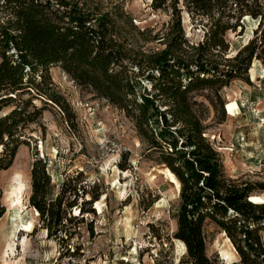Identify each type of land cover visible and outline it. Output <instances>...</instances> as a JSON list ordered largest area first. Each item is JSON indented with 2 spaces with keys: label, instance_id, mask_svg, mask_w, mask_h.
Wrapping results in <instances>:
<instances>
[{
  "label": "trees",
  "instance_id": "trees-1",
  "mask_svg": "<svg viewBox=\"0 0 264 264\" xmlns=\"http://www.w3.org/2000/svg\"><path fill=\"white\" fill-rule=\"evenodd\" d=\"M151 1L155 11L171 18L160 38L165 48L154 52L133 47L109 13L94 14L82 1L0 0V112L11 107L0 114V172L12 167L20 147L30 145L28 131L41 126L50 102L72 124L68 109L51 90L50 70L58 67L78 86L123 111L148 150L160 152L159 163L181 185L174 238L188 264H217L207 255V219L227 234L239 264H264V203L250 199L254 192H264V185L227 177L206 137V108L192 96L209 90L220 99V90L247 75L253 61L264 64V0ZM184 13L204 31L202 41L195 44L185 37ZM246 16L258 20V27L230 56L226 34L242 32ZM143 80L151 83L153 94L139 92ZM32 93L36 95L22 99ZM36 98L45 106L34 104ZM47 165L39 157L32 164L30 206L49 238L65 233L69 239L65 221L80 224L86 214L95 215L93 206L101 195L78 185L81 173L54 194ZM2 198L0 187V219L6 213ZM75 207L79 211L72 216Z\"/></svg>",
  "mask_w": 264,
  "mask_h": 264
},
{
  "label": "rangeland",
  "instance_id": "rangeland-1",
  "mask_svg": "<svg viewBox=\"0 0 264 264\" xmlns=\"http://www.w3.org/2000/svg\"><path fill=\"white\" fill-rule=\"evenodd\" d=\"M78 1L94 14L109 13L133 47L145 52L165 48L160 38L167 33L171 18L155 11L151 0ZM189 19L184 13L185 37L196 44L202 41L204 31ZM243 22L242 32L239 28L226 34L230 56L253 38L259 24L253 19ZM50 75L51 90L68 109L72 124L50 102L41 126L32 125L28 131L30 145L20 147L12 167L0 172L6 209L0 219V264H188L186 252L174 238L181 185L159 163L160 152L148 150L123 111L78 86L58 67L51 68ZM139 92L153 94L151 83L143 80ZM219 94L220 99L209 90L192 94L206 108V137L219 153L229 179L264 185L262 61H253L247 75L230 81ZM35 95L26 94L22 99ZM34 104L45 106L38 98ZM10 109L4 108L0 114ZM36 157L48 163L54 194L64 181L81 173L78 185L101 195L93 206L95 215L86 214L80 224L65 221V230L72 233L69 239L65 233L61 238H49L30 206L31 170ZM17 174L24 177L28 189L23 207L14 210L9 194L14 191L11 182ZM250 199L264 203V192H254ZM82 201L80 198L79 206ZM78 211L73 208L72 216ZM203 232L210 259L217 264H239V255L220 227L207 219ZM261 236L264 242V233Z\"/></svg>",
  "mask_w": 264,
  "mask_h": 264
},
{
  "label": "bare ground",
  "instance_id": "bare-ground-1",
  "mask_svg": "<svg viewBox=\"0 0 264 264\" xmlns=\"http://www.w3.org/2000/svg\"><path fill=\"white\" fill-rule=\"evenodd\" d=\"M245 20H250L252 19L250 16H246L244 18ZM253 21L259 23L258 20ZM249 40V39H248ZM250 41V40H249ZM247 44V43H246ZM118 172V171H117ZM123 173V172H122ZM118 182V181H117ZM119 183V182H118ZM13 185V186H12ZM11 186L13 187L14 191L9 194V202H10V207L13 208L14 210L16 209H21L23 207L24 201H25V193L28 189V184L24 180V177L21 175L17 174L11 182ZM24 221V220H23ZM15 234V232L13 231Z\"/></svg>",
  "mask_w": 264,
  "mask_h": 264
},
{
  "label": "water",
  "instance_id": "water-1",
  "mask_svg": "<svg viewBox=\"0 0 264 264\" xmlns=\"http://www.w3.org/2000/svg\"><path fill=\"white\" fill-rule=\"evenodd\" d=\"M243 24H244V22H243ZM252 196V195H251Z\"/></svg>",
  "mask_w": 264,
  "mask_h": 264
}]
</instances>
